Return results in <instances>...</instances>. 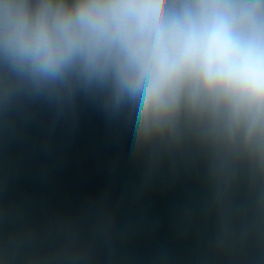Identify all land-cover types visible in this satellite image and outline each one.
Instances as JSON below:
<instances>
[{
	"label": "water",
	"instance_id": "95a60500",
	"mask_svg": "<svg viewBox=\"0 0 264 264\" xmlns=\"http://www.w3.org/2000/svg\"><path fill=\"white\" fill-rule=\"evenodd\" d=\"M142 121L99 90L0 108V264H264V181Z\"/></svg>",
	"mask_w": 264,
	"mask_h": 264
},
{
	"label": "clouds",
	"instance_id": "9594fccd",
	"mask_svg": "<svg viewBox=\"0 0 264 264\" xmlns=\"http://www.w3.org/2000/svg\"><path fill=\"white\" fill-rule=\"evenodd\" d=\"M102 91L140 142L183 115L223 178L264 181V0H0V108Z\"/></svg>",
	"mask_w": 264,
	"mask_h": 264
}]
</instances>
